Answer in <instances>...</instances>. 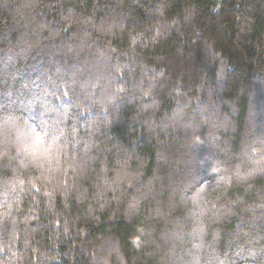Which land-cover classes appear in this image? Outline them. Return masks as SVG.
<instances>
[{
    "label": "trees",
    "instance_id": "1",
    "mask_svg": "<svg viewBox=\"0 0 264 264\" xmlns=\"http://www.w3.org/2000/svg\"><path fill=\"white\" fill-rule=\"evenodd\" d=\"M5 116L0 264H264V0H0Z\"/></svg>",
    "mask_w": 264,
    "mask_h": 264
},
{
    "label": "snow or ice",
    "instance_id": "2",
    "mask_svg": "<svg viewBox=\"0 0 264 264\" xmlns=\"http://www.w3.org/2000/svg\"><path fill=\"white\" fill-rule=\"evenodd\" d=\"M11 119L12 118L8 116L0 118V136L4 137L5 139H7L10 132L15 127L13 124L10 123ZM16 130L19 132V138L22 141L26 137H34V140L44 142V138L48 135V132H37L36 128L31 126H27L26 131H22L19 128H16ZM252 163L254 164V167L247 174L251 175L257 171L264 170V165H261V162L259 160H253ZM237 173L239 174V168L237 169ZM197 195H199V193H197ZM193 199H195V197H193Z\"/></svg>",
    "mask_w": 264,
    "mask_h": 264
},
{
    "label": "clouds",
    "instance_id": "3",
    "mask_svg": "<svg viewBox=\"0 0 264 264\" xmlns=\"http://www.w3.org/2000/svg\"><path fill=\"white\" fill-rule=\"evenodd\" d=\"M23 148L35 150L37 154L55 153L57 150V135L49 129L48 135L44 138V142L36 141L34 137H26L23 140Z\"/></svg>",
    "mask_w": 264,
    "mask_h": 264
}]
</instances>
